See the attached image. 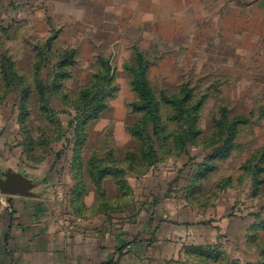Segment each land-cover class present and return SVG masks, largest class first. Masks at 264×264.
<instances>
[{"label":"rangeland","instance_id":"obj_1","mask_svg":"<svg viewBox=\"0 0 264 264\" xmlns=\"http://www.w3.org/2000/svg\"><path fill=\"white\" fill-rule=\"evenodd\" d=\"M246 1L0 0V184L41 179L133 242L153 216L143 264H264V0Z\"/></svg>","mask_w":264,"mask_h":264},{"label":"crops","instance_id":"obj_2","mask_svg":"<svg viewBox=\"0 0 264 264\" xmlns=\"http://www.w3.org/2000/svg\"><path fill=\"white\" fill-rule=\"evenodd\" d=\"M108 1L129 2L135 9L175 2ZM236 1L250 5L246 0ZM253 2L252 6H261L260 1ZM26 177L34 184L29 193L4 195L7 206L0 211V264H143L148 248L158 245V222L153 216L143 220L133 242L128 240L132 232L122 231L116 221L106 226L102 211L54 207L53 193L45 191L41 179Z\"/></svg>","mask_w":264,"mask_h":264},{"label":"trees","instance_id":"obj_3","mask_svg":"<svg viewBox=\"0 0 264 264\" xmlns=\"http://www.w3.org/2000/svg\"><path fill=\"white\" fill-rule=\"evenodd\" d=\"M67 58L68 57H65L66 60H68ZM138 59L140 61V65L141 66L147 65L142 54H141V56L138 57ZM145 68H146V66H145ZM130 71H131L132 74H136L138 70L135 71L131 67ZM138 74H140V76L139 77L137 76L136 79L134 80V90L136 92H138L143 97V99L145 100V103L141 104L142 106H139L138 109L142 110V112L145 113L146 115H152L150 107H151V104L153 103V99L151 98V97H153V94H152L151 89L149 88L148 83H147V81L145 79L146 72H145V70H143L142 72H140ZM186 102L187 101H185L183 103V101H180L179 104L183 103V105H185ZM149 103H151V104H149ZM174 108H175V113L174 114H176L177 120L183 119L184 123L186 124L187 123V117L185 115V112L177 110L175 106H174ZM221 110H223L224 112H228L227 108H223ZM188 111H191V109H189ZM197 116H198V113H196V117ZM185 133H187V132H185Z\"/></svg>","mask_w":264,"mask_h":264},{"label":"water","instance_id":"obj_4","mask_svg":"<svg viewBox=\"0 0 264 264\" xmlns=\"http://www.w3.org/2000/svg\"><path fill=\"white\" fill-rule=\"evenodd\" d=\"M34 187L33 181L22 173L10 171L7 179L1 182L0 189L5 194H27Z\"/></svg>","mask_w":264,"mask_h":264}]
</instances>
